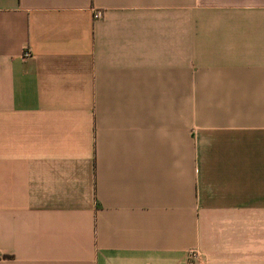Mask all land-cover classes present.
Segmentation results:
<instances>
[{
    "label": "crops",
    "instance_id": "obj_1",
    "mask_svg": "<svg viewBox=\"0 0 264 264\" xmlns=\"http://www.w3.org/2000/svg\"><path fill=\"white\" fill-rule=\"evenodd\" d=\"M0 264H264V0H0Z\"/></svg>",
    "mask_w": 264,
    "mask_h": 264
},
{
    "label": "built area",
    "instance_id": "obj_2",
    "mask_svg": "<svg viewBox=\"0 0 264 264\" xmlns=\"http://www.w3.org/2000/svg\"><path fill=\"white\" fill-rule=\"evenodd\" d=\"M100 16H101V13H100L99 11H97V12L94 14V19H98V18H100ZM24 55L27 56L28 54L25 53ZM190 256L192 257V256H193V253H191Z\"/></svg>",
    "mask_w": 264,
    "mask_h": 264
}]
</instances>
